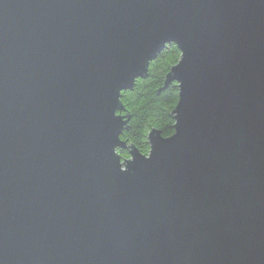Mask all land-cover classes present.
<instances>
[{"label": "water", "instance_id": "1", "mask_svg": "<svg viewBox=\"0 0 264 264\" xmlns=\"http://www.w3.org/2000/svg\"><path fill=\"white\" fill-rule=\"evenodd\" d=\"M168 45L141 155L120 97ZM0 264H264V0H0Z\"/></svg>", "mask_w": 264, "mask_h": 264}, {"label": "trees", "instance_id": "2", "mask_svg": "<svg viewBox=\"0 0 264 264\" xmlns=\"http://www.w3.org/2000/svg\"><path fill=\"white\" fill-rule=\"evenodd\" d=\"M180 50L175 45H168L150 64L148 75L135 81L134 88L121 93L123 111L119 114L128 117V125L121 140L128 146H135L141 155L150 150L148 140L152 130L161 132L164 138L174 134L176 123L173 112L179 99L178 84L165 87L170 70L179 63ZM122 159L130 158L127 149H118Z\"/></svg>", "mask_w": 264, "mask_h": 264}]
</instances>
